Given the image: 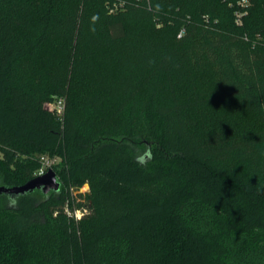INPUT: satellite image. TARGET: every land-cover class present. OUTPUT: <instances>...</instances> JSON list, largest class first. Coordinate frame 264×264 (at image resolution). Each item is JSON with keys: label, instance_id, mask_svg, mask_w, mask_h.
Returning a JSON list of instances; mask_svg holds the SVG:
<instances>
[{"label": "trees", "instance_id": "1", "mask_svg": "<svg viewBox=\"0 0 264 264\" xmlns=\"http://www.w3.org/2000/svg\"><path fill=\"white\" fill-rule=\"evenodd\" d=\"M239 1L0 0V186L63 180L0 192V264H264V0ZM210 106L244 129L199 138Z\"/></svg>", "mask_w": 264, "mask_h": 264}, {"label": "rangeland", "instance_id": "2", "mask_svg": "<svg viewBox=\"0 0 264 264\" xmlns=\"http://www.w3.org/2000/svg\"><path fill=\"white\" fill-rule=\"evenodd\" d=\"M242 3L247 4L249 3L250 0H240ZM239 1V2H240ZM116 0H96V2H93L91 4V6L93 5V7L99 8L101 7L103 10H107L108 12H112L113 9H117V7L115 8V6L113 5V3H115ZM240 2V3H241ZM241 6H243V4H240ZM241 9H238L236 12H234L235 16H236V21L237 23H242V17L239 18V14ZM207 15V14H206ZM204 72L206 75H210V73L208 72H212L210 69H207L205 71H201L199 73L196 74L195 76V87H206L207 85H210L209 83L211 81L205 82V79L202 77L204 74ZM91 83H96V76H93V78H91ZM204 83V84H203ZM206 84V85H205ZM184 89H188V88H184ZM147 98V95L141 94L140 99H139V103L142 104L144 102V100ZM166 102H168V99H165ZM57 103H58V97H54L53 99H51L48 102V106L52 109L53 112H55V114L57 115H62L60 113L57 112ZM139 104V105H140ZM213 105V104H212ZM207 107L204 108L202 113H195L193 116V120L195 123V128H194V133L201 139H206L210 136V134H215L217 135L220 132L218 129H220L221 127H226L229 126L230 128L233 129H239L240 132L241 130L244 129V124L243 122H239L238 118H233V117H227L221 121L225 116L221 115V112L216 108V106H213L215 108H211ZM116 110V103L114 101H110L108 102L101 111L98 112V116H97V122L100 123H106L107 125H109L110 127L112 126H116V125H120L125 117V114H121L118 117H114V112ZM65 112V110H64ZM61 161L60 157H57L56 160L54 162H51L50 164L53 166H47L46 171L49 168H53L55 171H57L58 173V179L61 181V183H63L62 178L60 177L59 174V170L61 169V166L59 165ZM71 189H74V187H72ZM69 188H66V191L68 192ZM89 190V187L87 186V183H85L79 190H74V195H76L79 201L82 202H86L85 196L81 195V194H85L87 191ZM82 216V211L78 210L76 211V217L79 218Z\"/></svg>", "mask_w": 264, "mask_h": 264}, {"label": "water", "instance_id": "3", "mask_svg": "<svg viewBox=\"0 0 264 264\" xmlns=\"http://www.w3.org/2000/svg\"><path fill=\"white\" fill-rule=\"evenodd\" d=\"M61 181L58 179L57 173L53 168H49L45 173L37 175L36 177L28 180L24 184L15 185L12 187L0 186V192L10 194L12 196H18L31 192L35 189H41L45 193L53 191H60ZM89 187V184L87 183Z\"/></svg>", "mask_w": 264, "mask_h": 264}, {"label": "built area", "instance_id": "4", "mask_svg": "<svg viewBox=\"0 0 264 264\" xmlns=\"http://www.w3.org/2000/svg\"><path fill=\"white\" fill-rule=\"evenodd\" d=\"M241 16H242V13L239 14V18H241ZM56 108H57V112L58 113H60V114L64 113V110H65V99L64 98L58 97V103H57V107ZM50 163H51L50 161H46L45 166L39 170L38 174L40 175V174L45 173L46 169H47V166L51 165Z\"/></svg>", "mask_w": 264, "mask_h": 264}]
</instances>
